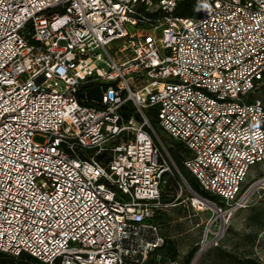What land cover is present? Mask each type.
Here are the masks:
<instances>
[{
	"label": "built area",
	"instance_id": "1",
	"mask_svg": "<svg viewBox=\"0 0 264 264\" xmlns=\"http://www.w3.org/2000/svg\"><path fill=\"white\" fill-rule=\"evenodd\" d=\"M181 1L0 0V252L144 264L163 247L165 189L186 180L150 109L208 194L191 205L218 211L201 253L264 187L246 186L264 163V0H199L177 17Z\"/></svg>",
	"mask_w": 264,
	"mask_h": 264
},
{
	"label": "rangeland",
	"instance_id": "2",
	"mask_svg": "<svg viewBox=\"0 0 264 264\" xmlns=\"http://www.w3.org/2000/svg\"><path fill=\"white\" fill-rule=\"evenodd\" d=\"M255 97L264 104V84L261 85ZM149 116L156 124V114ZM153 128L168 148L173 162L180 169L186 183L175 173V177L171 179L164 192V195H169L171 193L169 190L172 187V192L176 193L175 201L171 202L173 203L172 206L161 211L160 216L156 219L159 235L165 241L166 247L164 248L176 252V262L172 263L168 259L164 261L162 255H157L155 252L152 255L150 253L146 261L150 262L153 259L159 264H192L194 257L203 246L206 234L209 233L207 241H211L213 236L211 233L218 232L221 220L217 210L200 211L191 205L192 193L196 192L192 186H194L193 184L196 185V182L177 163L171 153L170 148H172L174 141L162 132L158 124L157 127L154 125ZM44 140L40 135L34 137L35 142H44ZM259 177H264V163L251 167L246 186L253 184ZM168 199L172 200V197L170 196ZM263 208L264 187L260 186L253 191L248 207L236 212L225 223V230L221 232L218 244L202 252L197 258L196 264H236L238 260L244 263L249 261L255 264H264V227L253 226L249 221Z\"/></svg>",
	"mask_w": 264,
	"mask_h": 264
},
{
	"label": "trees",
	"instance_id": "3",
	"mask_svg": "<svg viewBox=\"0 0 264 264\" xmlns=\"http://www.w3.org/2000/svg\"><path fill=\"white\" fill-rule=\"evenodd\" d=\"M199 0H183L181 1L175 11V16L177 17H193L194 15V9L195 7L198 5ZM83 95H86L87 97V101H85L83 104L86 106H94V105H98V101L100 100L101 97V92L98 86H87L85 87V89H83ZM95 100V101H94ZM94 101V103H93ZM155 113V109H150L149 110V114L154 115ZM152 125L157 127V122L155 124V122H152ZM172 148H170L171 153L173 154L174 158L177 160V163L180 164L182 166V168L189 174L192 176V174L185 168L184 166V160L186 159L185 156H188V150L186 149V147H184L181 143L178 142H174L171 146ZM194 178V176H192ZM195 180V178H194ZM196 182V180H195ZM194 186H192L193 190L200 193V194H204L206 196H208V194H205L201 189L200 186L198 185V183L196 182V185L193 184ZM171 193H169V195L165 194L164 196V201L165 203H171L175 198V194L172 191V187L171 190H169ZM173 193V194H172ZM172 197V200H169L168 197ZM250 223L253 226H259V228H263L264 227V208L259 210V213L255 216H253L250 220ZM147 241H153L155 239L154 236L151 235V233L149 235L146 236ZM140 242H137L136 246H139ZM165 245H163V247H160L152 252L151 255L153 254V252H155L157 255H162V257L164 258V261H166V259H168L170 262L175 263L176 259H177V255L176 252L172 251V250H167ZM149 253V255H150ZM22 257V258H21ZM22 260H21V259ZM137 259L139 261H141L142 256L138 255ZM0 264H43L40 261H38L36 258L28 255V254H22L19 257H15V256H10L7 253L4 252H0ZM144 264H159L156 261H154L153 259L150 260V262H144ZM236 264H255L253 262H243L241 260H238V262Z\"/></svg>",
	"mask_w": 264,
	"mask_h": 264
},
{
	"label": "water",
	"instance_id": "4",
	"mask_svg": "<svg viewBox=\"0 0 264 264\" xmlns=\"http://www.w3.org/2000/svg\"><path fill=\"white\" fill-rule=\"evenodd\" d=\"M260 184H254V186H253V190L252 191H254L255 189H257V188H260ZM201 254V251H199V253L194 257V259H193V261H192V264H194L195 263V260L197 259V257L199 256Z\"/></svg>",
	"mask_w": 264,
	"mask_h": 264
},
{
	"label": "bare ground",
	"instance_id": "5",
	"mask_svg": "<svg viewBox=\"0 0 264 264\" xmlns=\"http://www.w3.org/2000/svg\"><path fill=\"white\" fill-rule=\"evenodd\" d=\"M208 209L212 210L213 208H208ZM199 210H200V211H204V210H206V208H205V207H201ZM205 250H206V248H204L203 252H204ZM201 254H202V253H201ZM201 254H200V255H201ZM200 255H199V256H200ZM199 256H198V257H199ZM198 257H197V258H198ZM196 261H197V259L195 260V263H194V264H196Z\"/></svg>",
	"mask_w": 264,
	"mask_h": 264
}]
</instances>
